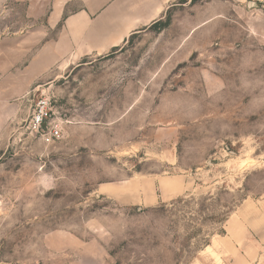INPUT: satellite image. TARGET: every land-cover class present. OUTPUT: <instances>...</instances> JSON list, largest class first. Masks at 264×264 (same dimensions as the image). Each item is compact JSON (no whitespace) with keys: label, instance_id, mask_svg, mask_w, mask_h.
I'll return each mask as SVG.
<instances>
[{"label":"rangeland","instance_id":"1","mask_svg":"<svg viewBox=\"0 0 264 264\" xmlns=\"http://www.w3.org/2000/svg\"><path fill=\"white\" fill-rule=\"evenodd\" d=\"M56 2L0 0V264H264V0H176L36 75Z\"/></svg>","mask_w":264,"mask_h":264},{"label":"crops","instance_id":"2","mask_svg":"<svg viewBox=\"0 0 264 264\" xmlns=\"http://www.w3.org/2000/svg\"><path fill=\"white\" fill-rule=\"evenodd\" d=\"M176 0H57L30 42L41 44L30 62L34 74L64 69L84 57L101 56L162 19ZM77 8L70 10V5ZM57 29L53 38L49 33ZM40 70V71H39Z\"/></svg>","mask_w":264,"mask_h":264},{"label":"built area","instance_id":"3","mask_svg":"<svg viewBox=\"0 0 264 264\" xmlns=\"http://www.w3.org/2000/svg\"><path fill=\"white\" fill-rule=\"evenodd\" d=\"M50 101L45 99L37 105L29 122V129L38 135L44 143L51 144L62 137L61 127L51 121Z\"/></svg>","mask_w":264,"mask_h":264}]
</instances>
